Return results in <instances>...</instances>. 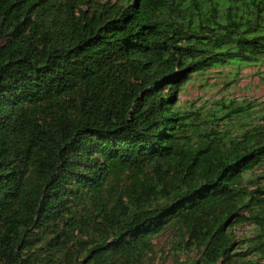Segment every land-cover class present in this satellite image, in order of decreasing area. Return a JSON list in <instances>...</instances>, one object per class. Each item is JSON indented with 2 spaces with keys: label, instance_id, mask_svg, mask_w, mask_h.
<instances>
[{
  "label": "trees",
  "instance_id": "obj_1",
  "mask_svg": "<svg viewBox=\"0 0 264 264\" xmlns=\"http://www.w3.org/2000/svg\"><path fill=\"white\" fill-rule=\"evenodd\" d=\"M263 62L264 0H0V264H261L264 111L180 94Z\"/></svg>",
  "mask_w": 264,
  "mask_h": 264
},
{
  "label": "rangeland",
  "instance_id": "obj_2",
  "mask_svg": "<svg viewBox=\"0 0 264 264\" xmlns=\"http://www.w3.org/2000/svg\"><path fill=\"white\" fill-rule=\"evenodd\" d=\"M236 101L253 104L249 123H257L264 111V62L250 66H227L196 75L194 80L180 94V105L189 111H201L203 116L218 108L217 103ZM263 170L257 171L261 175ZM250 189H255L250 185ZM252 226L241 225L234 229L238 239H247L252 235ZM170 235L165 234L154 241L153 259L155 264H172L173 251ZM197 258L196 252L182 255ZM264 264V261L261 262Z\"/></svg>",
  "mask_w": 264,
  "mask_h": 264
}]
</instances>
